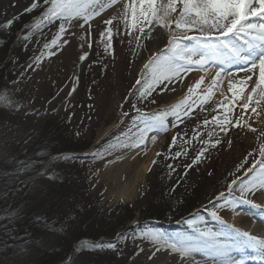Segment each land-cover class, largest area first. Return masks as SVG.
I'll list each match as a JSON object with an SVG mask.
<instances>
[{"label": "rangeland", "instance_id": "rangeland-1", "mask_svg": "<svg viewBox=\"0 0 264 264\" xmlns=\"http://www.w3.org/2000/svg\"><path fill=\"white\" fill-rule=\"evenodd\" d=\"M165 1L129 0L133 12L125 24L132 34L124 50L110 53L113 50L96 43L85 53L83 45L73 71L61 65L63 51L70 46L65 30L73 15L55 18L57 9L52 8L58 0H30L10 17L0 11V59L4 58L0 74L8 73L0 81V264H189L186 257L193 256L189 251L194 236L200 235L195 229L207 226L212 234L205 233L213 236L222 227L219 214L212 220L213 212L207 213L220 205L208 203L217 197L223 200L227 208L221 215L226 220L247 204L235 196L245 193L246 181L256 180L246 171L264 162V114L254 111L247 99L235 101L233 94L251 79L262 82V71L256 68L260 64L232 68L227 86L185 97L187 90L179 88L193 78L202 82L199 70L190 64L192 74L163 73L162 58L151 59L150 26ZM237 1L205 0L200 8L180 11L182 0H172L165 9V14H172L165 18L164 30L188 46L190 35L195 38L202 28L218 31L234 22ZM87 3L75 11L76 17L89 8ZM145 4L148 12L142 18ZM191 17L196 21L189 23ZM131 45L139 47L137 53ZM44 61L48 66H40ZM247 71L251 76H244ZM147 107L157 109L152 118L144 112ZM110 124L111 131L100 135ZM175 127L195 138H206L213 129L210 144L218 139L221 146L207 149L196 166H188L186 158L198 154L192 147L177 160L174 172L165 159V143ZM150 135L157 140L149 141ZM96 146L100 151L114 150L102 160L80 157ZM155 147L153 165L137 195L130 200L114 198L119 187L106 168L133 155L134 161L147 160ZM129 173L133 171H122L121 183ZM260 197L264 192L256 196ZM191 202L198 205L187 217L176 219ZM149 211L160 212L167 225L147 220L161 218L150 217ZM130 215L134 217L122 223ZM208 219L213 222L205 225ZM255 219L238 222L261 225ZM134 221L140 222L141 231L124 233ZM105 232L110 235L94 237ZM164 234L167 237L162 238ZM116 237L117 253L94 243Z\"/></svg>", "mask_w": 264, "mask_h": 264}, {"label": "bare ground", "instance_id": "bare-ground-1", "mask_svg": "<svg viewBox=\"0 0 264 264\" xmlns=\"http://www.w3.org/2000/svg\"><path fill=\"white\" fill-rule=\"evenodd\" d=\"M30 0H0V11H3L2 13L4 14L3 16L10 17V15L13 14V12H16L18 7L21 5L26 4ZM85 0H59V2L55 3V8L53 10L57 11L55 12V15L58 14L62 18H66L69 15H72L75 13V11L79 8V4H83ZM108 0H102L100 1L101 3L98 4L97 6L88 8L89 10L86 11L85 13L77 16L74 20L70 21L71 26L69 27L68 32L65 33L66 37L70 39V46L68 45L66 49L63 51V64L62 67H65L67 71H73L74 66H75V55L78 53L82 47L85 46L84 51L91 50L90 47L85 44L86 41L94 42V46L96 43H98V46H101V49L109 51V49L113 50L110 53H121L124 50V45L125 42L129 39L126 40L127 37L131 36V32L127 30V28L124 26V23L126 20H128L132 15L131 13L133 12V5L130 4L129 1L127 0H118L116 4H113L111 9L105 13H101L105 3ZM170 1L168 0L165 1V4L162 5V10L154 16V23L150 29V43H149V48L152 51L151 57L154 55L155 52H157L156 55L153 56V58L159 57L161 52H165L168 54L169 57H181V55L184 53L181 47H174L173 41L174 39L167 40L166 42H162L163 38L166 39L167 36V31L164 30L163 25H167L168 21H165V18H169L172 13L167 12L165 14V9L169 10L168 7L170 6ZM185 1V0H184ZM203 0H190V3L187 5L194 7L199 5H202L201 2ZM108 5V4H107ZM83 6V5H82ZM1 16V15H0ZM163 17V18H162ZM191 17L188 21L193 23V20L196 21V19H193ZM171 20H169L170 22ZM80 25L83 26V29L80 28ZM122 28V33L119 35L118 31ZM170 29V28H169ZM166 31V32H165ZM174 32V31H173ZM203 33H211L210 31H205ZM170 34L169 36H171ZM165 36V37H164ZM126 40V41H125ZM85 41V42H84ZM122 45H116L117 42H121ZM84 42V46H83ZM131 44V43H130ZM132 48V45H131ZM138 46H134L132 49L134 50L135 53H137ZM223 48V47H222ZM218 51L221 50L220 47L216 48ZM260 50H263V47H260ZM105 51V52H106ZM186 53V51H185ZM220 52H215L212 51V53H209V59L213 60L214 62L217 61V59H221V62H226L227 60L231 62L233 58H239L241 60H249L250 58L248 56L242 57L243 54H240V52L235 49L232 52L225 54L224 56L219 55ZM148 57L146 59H149L150 56L147 55ZM228 57L226 59V57ZM146 59L143 60L147 61ZM229 62V63H230ZM222 64V63H221ZM42 67L48 66L47 61H44L41 63ZM57 67V65H55ZM179 63L176 65V68L179 67ZM173 65L167 62H163V70L165 72L173 69ZM140 69V68H139ZM262 76L260 77V80L262 82H257L255 83V80L253 81L251 79L250 82H248L247 85H242L240 88L241 91L240 93H236L235 96V101L242 102L243 99H247L250 103L253 104V109L254 111L259 112L261 111L264 114V65L262 66ZM199 76H202L203 81H204V87L201 86L200 84H196V79L193 78V80H189L184 84L181 88H179V91L182 92L184 89H190L193 86H198V88L202 90H206L208 87L211 86V84L214 81H217L221 79V76L213 73V72H207L206 74H201ZM255 87L254 89H252ZM212 88V86H211ZM252 92V93H250ZM253 94V95H252ZM180 97V95L178 96ZM177 99V98H175ZM173 99V101L175 100ZM258 100L259 104H255V102ZM114 125H109L101 131L100 135H104L111 131L112 127ZM157 149L154 148L151 153H149V157L147 160H136L134 161L137 157L133 156L131 159L126 160L124 163H117L112 166H109L106 168L107 173L110 175L112 174L113 179L116 181L117 187H119V191L116 193L114 198L117 199H124V200H130L134 197V195H137V191L139 189V185L144 182L146 178V174L148 170L150 169L152 165V159L155 156ZM131 160L134 162L131 163ZM125 166H128L126 169L124 168ZM128 170L129 172L133 171V173H129V178L124 182L121 183L122 178V171ZM261 199V198H260ZM261 201H264V198L261 199ZM237 212V211H236ZM234 215V216H233ZM245 217L243 214H237L234 213L232 216H230V220L234 222H238L242 220ZM246 229H253V233H256L259 235L261 239L264 241V224L263 226H252V225H244ZM244 230H237V235L236 238L241 237L243 234ZM247 233V232H246ZM251 233V234H253ZM254 239H256V236H253ZM221 241V242H220ZM220 241H214L210 245H206L205 250H201L200 248L195 252L193 256L186 257V260L189 264H210V263H202V259L209 253H214L216 250V246L222 245L223 249L225 248L224 243L222 242L223 240ZM229 243V242H228ZM253 244V243H252ZM256 244V243H254ZM238 245L243 247L251 245V240H245L242 239L238 242ZM238 249V248H237ZM220 250V249H218ZM201 251H206V253H201ZM242 251L245 252L247 251L246 248H242ZM264 256L261 257V261H263ZM249 258H241V259H229L226 264H247L250 263ZM254 263V262H253ZM211 264H213L211 262ZM255 264V263H254Z\"/></svg>", "mask_w": 264, "mask_h": 264}, {"label": "trees", "instance_id": "trees-1", "mask_svg": "<svg viewBox=\"0 0 264 264\" xmlns=\"http://www.w3.org/2000/svg\"><path fill=\"white\" fill-rule=\"evenodd\" d=\"M8 44V43H7ZM3 63H4V58H1L0 59V73H2L3 72ZM8 75V73H3L2 75L0 74V81L2 80V79H4L5 77L4 76H7ZM10 81H12V80H10ZM48 155V154H47ZM180 198H182V199H184V197H180ZM197 205V203L196 202H191V203H188V205H187V207H186V209L185 210H183V211H180L179 213H182V214H184V213H186V212H188L189 213V211L194 207V206H196ZM126 209H128V210H130V211H133L132 209H130V208H128V207H126ZM148 215L149 216H156V215H158V216H162L161 215V213L160 212H157V211H149L148 212ZM181 215V214H180ZM134 217V215H130L129 217H127L128 219H125L124 221H122V223H124L126 220H129V219H132ZM101 235H110V233L109 232H105V233H102V234H97V235H95L94 237H98V236H101ZM62 259L60 258V259H57L54 263H58L59 261H61Z\"/></svg>", "mask_w": 264, "mask_h": 264}]
</instances>
